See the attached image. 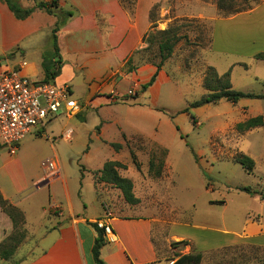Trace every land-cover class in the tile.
Returning <instances> with one entry per match:
<instances>
[{
    "label": "crops",
    "instance_id": "obj_1",
    "mask_svg": "<svg viewBox=\"0 0 264 264\" xmlns=\"http://www.w3.org/2000/svg\"><path fill=\"white\" fill-rule=\"evenodd\" d=\"M55 1L71 13L56 33L58 56L52 46L53 15L36 8L20 20L0 0V64L4 61L5 69L21 66L23 76L46 82L42 68L46 60L53 71L58 69L47 83L67 88L70 99L79 105L75 115L59 113L44 128L28 135L43 137L51 145L60 140L68 145L63 153L55 150L54 158H49L55 172L27 170L13 157L0 166V194L22 212L26 232L11 260L0 258V264H93L91 248L97 233L91 224L105 218L102 205L106 204V197L101 196L104 184L95 183L94 172L107 161L121 162V154L129 151L135 138L166 148L159 131L167 128L173 136L177 132L157 110L163 87L173 81L164 67L158 70L149 58L145 40L151 30L152 8L158 5L159 15L167 16L169 0ZM17 2L24 9L35 6L33 0ZM176 2L174 18L209 20L212 28L241 14L220 17L215 6L199 0L192 14L190 0ZM215 52L243 56L239 51ZM237 65L247 68L244 63L228 66L234 70ZM153 76L154 82L143 91ZM230 83L234 90L250 92L245 89L249 79L234 82L231 76ZM130 89L135 91L133 96L127 95ZM130 117L135 124H128ZM68 130L72 131L70 139H61ZM111 144L120 148L115 150ZM52 203L57 210L49 209ZM245 215L239 229L221 224L222 230L210 231L203 225L179 223L142 200L108 218L116 242L105 243L100 256L105 264H172L190 253L201 255L200 264H264V219ZM178 225L202 234L195 238L189 231L170 229ZM12 231L11 220L0 209V244ZM181 241L185 243L171 245Z\"/></svg>",
    "mask_w": 264,
    "mask_h": 264
},
{
    "label": "rangeland",
    "instance_id": "obj_2",
    "mask_svg": "<svg viewBox=\"0 0 264 264\" xmlns=\"http://www.w3.org/2000/svg\"><path fill=\"white\" fill-rule=\"evenodd\" d=\"M199 1L215 7L218 2ZM224 1L229 2L233 9L245 6L242 0ZM169 2L171 9L167 16H160V8H156L153 20L157 27L152 32L156 42L162 39L161 32L165 30L179 37L172 54L161 65L173 85L163 87L157 106L159 113L176 126L177 132L173 136L167 128L159 131L162 140L167 142L166 148L150 144L144 138H135L128 146L129 151L121 154V163L126 167L118 173L131 181L132 193L139 198L138 202L152 203L179 223L203 225L210 231L222 230L221 224L231 230L239 229V222L246 213L260 215L264 219V126L242 133L237 132L235 126L247 118L264 117V98L241 99L235 104L220 100L198 108H192L190 104L207 94L203 81L209 66H214L219 76L231 72L234 82L249 79L250 85L245 88L250 91L248 93L264 96V60L255 58L264 54V0L256 5L249 2L253 5L252 10L241 13L233 21H222L216 28L215 24L212 28L209 20L174 18L177 2ZM195 4L197 0H190L192 14ZM230 36L233 40L229 39ZM156 50L155 44L147 54L157 65L160 59ZM216 50L230 54L231 51H239L243 56L218 54ZM236 63H244L247 68L237 65L233 70L228 66ZM1 64L0 71H3L6 68L4 61ZM243 101L248 103L242 105ZM60 118L57 119L58 124L61 123ZM128 120V124H135L131 117ZM137 122L140 125L144 123ZM67 147L62 140L51 145L47 139L31 135L23 140L15 155L11 156L1 145L0 166L13 157L19 159L27 170L42 173L40 162L54 158L55 150L61 154ZM130 151L136 157L138 168L132 162ZM239 153L254 160L252 173L245 172L233 161ZM151 156H154L155 163L163 160L159 176L148 172ZM240 188H250L255 194H247ZM101 196L106 197L103 199L113 215L134 206L126 203L121 192L110 185H103ZM170 229L189 231L195 238L202 234L179 225Z\"/></svg>",
    "mask_w": 264,
    "mask_h": 264
},
{
    "label": "trees",
    "instance_id": "obj_3",
    "mask_svg": "<svg viewBox=\"0 0 264 264\" xmlns=\"http://www.w3.org/2000/svg\"><path fill=\"white\" fill-rule=\"evenodd\" d=\"M35 2V6L32 8L24 9L22 8L17 0H5L7 6L10 11L14 14L17 19H25L29 16L34 9H43L48 14L53 15L56 18L55 25L51 31L52 37V46L56 56L59 55V50L57 46L56 33L59 29L66 23V21L70 18L71 13L69 11L62 10L58 3L55 0H51L50 2H42L33 0ZM262 0H242L244 2V7L233 9L229 2H225L224 0H218L217 2V15L220 17H229L231 15H235L237 13L247 12L253 8V5L258 4ZM249 2H252L253 5H250ZM158 5L154 6L150 12V20L151 27L147 35L145 36V40L148 43V48L146 51H150L153 46L156 44V52L159 55V63L156 65L157 69L161 68L162 63L167 60L172 54V49L174 44L179 40V37L176 34L170 35L167 30L162 31V39H159L158 42L154 41L155 34L152 32L156 27V23L154 22V14ZM156 42V43H155ZM256 59L264 60V54H258L255 56ZM60 63V62H56ZM43 72H44V81H48L52 79L56 74L58 69L53 71L51 66L45 62L42 64ZM230 76V72L225 73L222 76H219L213 67H207L205 72L203 85L207 92V94L203 95L199 100L190 104L192 108H198L205 104H215L220 100H225L229 103L235 104L239 102L241 99H260L264 98L262 95L253 94V93H245L241 91L234 90L231 87L230 81L228 80ZM155 80V76H153L150 82L147 85L142 87L144 91L146 87L152 84ZM213 82V83H212ZM264 126V117L261 115L248 118L247 120L238 123L235 126V130L239 133L246 132L255 128H260ZM111 146L118 150L120 145L111 144ZM1 148V146H0ZM165 154V150L162 153ZM130 156L133 164L138 168V164L136 162V157L132 151H130ZM233 161L239 164L242 169L247 173H252L254 170L255 162L249 156L239 153L236 154ZM163 160L158 161V163L154 162V156H151L148 164V172L154 173L155 176H159L163 169ZM125 165L118 161H107L104 163L101 170L94 172V179L96 184H105L110 185L113 188L119 190L122 194L123 199L126 203L130 205H135L138 203V199L134 197L132 193V183L129 179L121 177L118 173L119 170L125 169ZM240 191H243L247 194H255V192L251 191L250 188H240ZM221 204L223 202H220ZM0 209L1 211L7 215V217L11 220L13 225L12 233L6 237L0 244V258L5 261L11 260L12 254L19 247V245L24 240V236H26V232L24 230V218L21 211H19L16 207L11 205L7 200L3 199L0 194ZM92 227L96 231V237L91 248V258L93 264H105V262L101 259L100 250L105 245V240L102 235V231L97 227V225L91 224ZM185 242H176L171 245L177 246L179 244H183ZM201 255L200 254H185L180 256L176 261L172 264H200Z\"/></svg>",
    "mask_w": 264,
    "mask_h": 264
},
{
    "label": "built area",
    "instance_id": "obj_4",
    "mask_svg": "<svg viewBox=\"0 0 264 264\" xmlns=\"http://www.w3.org/2000/svg\"><path fill=\"white\" fill-rule=\"evenodd\" d=\"M135 91L130 89L128 96ZM79 112V105L70 99L68 89L56 87L50 83L33 81L21 73V66L0 71V145L15 155L21 142L38 128H44L50 119L59 113L70 117ZM72 131L61 135V139H70ZM47 173L56 171L54 162L47 158L40 162ZM105 218L95 224L102 231L105 243H115L116 235L108 222L112 216L106 204L102 205ZM57 205H49L57 210Z\"/></svg>",
    "mask_w": 264,
    "mask_h": 264
}]
</instances>
